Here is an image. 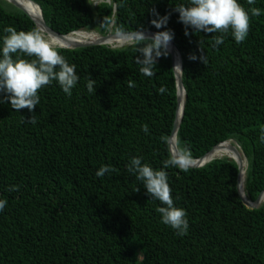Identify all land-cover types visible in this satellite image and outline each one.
<instances>
[{
    "label": "trees",
    "instance_id": "1",
    "mask_svg": "<svg viewBox=\"0 0 264 264\" xmlns=\"http://www.w3.org/2000/svg\"><path fill=\"white\" fill-rule=\"evenodd\" d=\"M32 1L60 34L157 32L164 29L151 24L154 13L170 14L167 28L175 33L186 91L177 147L196 159L233 139L247 160L245 196L258 197L264 189V0H240L260 15L250 13L244 42L229 32L219 47L213 46L219 33L189 28L185 35L174 10L183 0ZM9 25L36 28L25 12L0 0V35ZM133 45L61 47L81 77L71 96L53 82L39 90L34 112L0 103V198L8 200L0 212V264H264V202L258 208L242 202L235 160L167 169L175 203L188 214L182 237L162 223L160 202L128 171L136 155L163 167L177 108L171 54L158 58L149 77ZM202 51L206 64L190 59ZM90 75L95 94L87 91ZM33 115L36 124L24 122ZM103 164L118 171L97 177ZM11 185L19 190L7 191Z\"/></svg>",
    "mask_w": 264,
    "mask_h": 264
},
{
    "label": "clouds",
    "instance_id": "2",
    "mask_svg": "<svg viewBox=\"0 0 264 264\" xmlns=\"http://www.w3.org/2000/svg\"><path fill=\"white\" fill-rule=\"evenodd\" d=\"M89 2L92 3L91 0ZM249 3H254V0H249ZM174 10L179 13V20L185 26V35L192 34L189 28L195 33H219L220 35L214 36V47L222 45L224 34L229 32L236 43L244 42L249 34L250 13L260 15L259 9H246L240 0H183L175 5ZM169 19L170 14L155 12L151 24L164 30L150 36L141 28L134 34L136 62L146 76L155 74L153 70L158 58L170 54L169 47L175 33L167 28ZM190 59H200L206 64L203 51L199 57L192 54ZM80 79L76 65L62 55L60 45L55 44L40 28L25 31L9 25L3 29V34L0 35V94H3L0 96V103L10 102L16 112L23 108L34 112L41 102L39 90L56 82L66 95L71 96ZM96 85V80L90 75L86 85L88 93L95 94ZM166 91L165 87L159 89L161 94ZM24 122L36 124L37 120L33 115L29 120L24 118ZM143 131H150L147 124L143 126ZM260 140L264 142V129L261 130ZM192 159L191 151L183 147L171 152L159 169L139 155L132 156L127 164L128 171L146 188L151 199L160 202L157 212L162 223L170 226L181 237L189 231L188 214L175 203L167 169L176 167L187 171L192 165ZM117 171L113 165L103 164L95 175L103 178L106 174L111 175ZM18 190V185H11L7 189L9 192ZM138 190L137 187L136 191ZM7 205L8 200L0 198V212Z\"/></svg>",
    "mask_w": 264,
    "mask_h": 264
},
{
    "label": "water",
    "instance_id": "3",
    "mask_svg": "<svg viewBox=\"0 0 264 264\" xmlns=\"http://www.w3.org/2000/svg\"><path fill=\"white\" fill-rule=\"evenodd\" d=\"M6 1H8L9 3L13 4L17 8H19L20 10H22L23 12H25L34 21V23L36 25V28H40L41 30H43L47 34H54V35H56L58 37L65 38L69 34H71L73 32H76V31H73V32L68 33V34H60V33L56 32L55 30H53L51 27H49L47 25V23L45 22L44 18H42L39 21H37L36 19H34L30 15V13H28L27 10L23 6H21L19 4V2L17 0H6ZM30 1L33 2L32 0H30ZM78 31H82V30H78ZM144 32H145V34L150 35V36L156 33V31H153V30H147V31H144ZM134 34H135V32H120V33L109 32L106 35H101L100 38L98 40L94 41V42H78V43H73V44L68 45V46H60V47H64V48H80V47H86V46L98 45V44H106V45H109V44H107V41H106L107 38H109V37H111V38L120 37V38H123L124 40H130L131 43H129V44H132V43H134V39H133ZM109 46L110 47H116V46H112V45H109ZM175 49L178 51L176 45L174 44V42L172 40L171 41V44H170V47H169V53L171 54L172 67H173V71H174V75H175V81H176V88H177V108H176V114H175V120H174L173 129H172V132H171V135H170V138H169V148H170V152H173L172 146H171V141H172L173 137L176 136V134H177V130H178V127L180 125V122H181L182 116H183V110H182V114L180 115V117H178L179 90L181 88L185 92L184 104H185V100H186V91H185V87H184L183 82H182L181 73L180 74H177L176 71H175V67H174V55H175L174 54V50ZM178 53H179V51H178ZM179 55H180V53H179ZM180 60H181V57H180ZM181 72H182V67H181ZM183 109H184V105H183ZM228 141H230L232 143L229 146V149L232 151V156L230 158H232L233 160H235L236 163L238 164L239 172H238V178H237V190H238V193L240 195V198H241L242 202L247 207H249V208H258L264 202V201H262V196L264 194V189L260 192V194L258 195V197L255 200H253V201L247 199V197L245 196V193L244 192H241V190L239 188V179H240V174H241V171H242V162H243L242 155H243V157L245 159H246V156L243 153L241 155V152H242L241 151V148L239 147V145L233 139L220 142L217 145H215L213 148H211L203 156H201L199 158H196V159H192V165H191L190 168H198V167L204 166L206 163L212 161L213 159H208L207 158V155L215 147H217V146H219V145H221L223 143H226ZM236 147H238V148H236ZM177 149H178V147L175 149V151Z\"/></svg>",
    "mask_w": 264,
    "mask_h": 264
},
{
    "label": "bare ground",
    "instance_id": "4",
    "mask_svg": "<svg viewBox=\"0 0 264 264\" xmlns=\"http://www.w3.org/2000/svg\"><path fill=\"white\" fill-rule=\"evenodd\" d=\"M17 1L37 21H39L43 18L41 9L36 3L31 2L30 0H17ZM45 34L48 35V37L55 44H58L60 46H68V45H71L73 43H78V42H94V41L98 40L101 36L99 33L95 32V31H76V32L69 34L65 38L58 37L54 34H47V33H45ZM106 41H107V44L112 45V46H116V47L125 46V45H128L129 43H131L130 40H124L123 38H120V37H116V38L109 37V38H107ZM174 54H175L174 55L175 71L177 74H180L181 73L180 55L176 49L174 50ZM184 99H185V92L181 88L179 90L178 117H180V115L182 114ZM176 142H177L176 136H174L172 141H171V146H172L173 151H175V149L177 148ZM231 144L232 143L230 141H228L226 143H223V144L215 147L214 148L215 150L213 149L214 151L212 153H209L207 155V158L208 159H215V158H221L224 156L231 157L232 151L229 149V146ZM236 148H238V147H236ZM242 160H243V162H242V171H241L240 179H239V182H240L239 188H240L241 192H244V184H245V178H246L245 172H246V167H247V161L243 157V155H242ZM262 201H264V194L262 196Z\"/></svg>",
    "mask_w": 264,
    "mask_h": 264
},
{
    "label": "rangeland",
    "instance_id": "5",
    "mask_svg": "<svg viewBox=\"0 0 264 264\" xmlns=\"http://www.w3.org/2000/svg\"><path fill=\"white\" fill-rule=\"evenodd\" d=\"M91 1H92L93 5H97V4L101 3V2H108L109 0H91ZM241 154H242V152H241Z\"/></svg>",
    "mask_w": 264,
    "mask_h": 264
}]
</instances>
